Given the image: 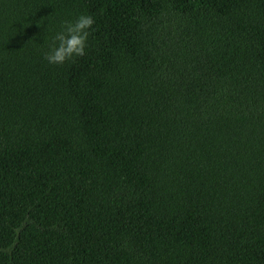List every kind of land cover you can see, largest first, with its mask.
<instances>
[{
  "label": "trees",
  "instance_id": "obj_1",
  "mask_svg": "<svg viewBox=\"0 0 264 264\" xmlns=\"http://www.w3.org/2000/svg\"><path fill=\"white\" fill-rule=\"evenodd\" d=\"M0 264H264V0H0Z\"/></svg>",
  "mask_w": 264,
  "mask_h": 264
},
{
  "label": "clouds",
  "instance_id": "obj_2",
  "mask_svg": "<svg viewBox=\"0 0 264 264\" xmlns=\"http://www.w3.org/2000/svg\"><path fill=\"white\" fill-rule=\"evenodd\" d=\"M93 24L94 18L84 14L78 16L75 21L64 22L61 30L52 38L44 59L50 64L61 65L75 57H83Z\"/></svg>",
  "mask_w": 264,
  "mask_h": 264
}]
</instances>
